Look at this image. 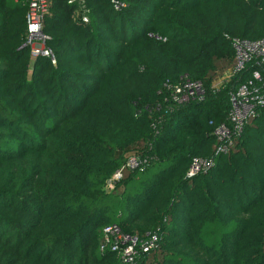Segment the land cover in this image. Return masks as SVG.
<instances>
[{"label": "trees", "instance_id": "16d2710c", "mask_svg": "<svg viewBox=\"0 0 264 264\" xmlns=\"http://www.w3.org/2000/svg\"><path fill=\"white\" fill-rule=\"evenodd\" d=\"M114 1L48 0L52 62L24 45L27 0H0V264H264V104L228 152L213 133L264 73L222 78L231 39L264 36V0ZM184 74L203 100L165 108ZM194 157L214 163L187 176ZM108 224L157 241L126 263L100 249Z\"/></svg>", "mask_w": 264, "mask_h": 264}, {"label": "built area", "instance_id": "2783aa9c", "mask_svg": "<svg viewBox=\"0 0 264 264\" xmlns=\"http://www.w3.org/2000/svg\"><path fill=\"white\" fill-rule=\"evenodd\" d=\"M114 2V8L122 7V3ZM48 0H27L25 13L26 20V39L24 45L30 47L32 57L37 55L50 56L54 62L53 54L45 46L48 37L42 32V19L47 11ZM149 36L156 39L164 38L158 35ZM231 45L234 50V63L231 69L225 72L222 77L229 80L235 75H239L253 60L259 64L264 71V36L249 40L234 37L231 39ZM163 95V105L167 109H172L173 104H184L192 101H201L205 96V89L202 81L192 80L186 74L179 77L178 81L171 83L165 82L159 91ZM264 104V73L260 70H253L250 77L243 80L230 94V108L228 112L229 124H218L213 133L218 141L215 153H226L233 146L234 140L240 135L247 120L256 113L257 105ZM153 110L162 109L161 104L152 107ZM148 112L150 109L145 108ZM145 160L136 156H131L125 163V167L134 170ZM214 158L194 157L187 171V176H193L200 172H205L213 165ZM122 178V168L106 181L105 189H113L115 184ZM102 243L100 249L109 248L117 251L121 259L126 263H131L139 255L140 250H148L153 247L157 241V235L151 234L147 240L140 239L121 231L117 224H108L102 229Z\"/></svg>", "mask_w": 264, "mask_h": 264}, {"label": "rangeland", "instance_id": "374dc122", "mask_svg": "<svg viewBox=\"0 0 264 264\" xmlns=\"http://www.w3.org/2000/svg\"><path fill=\"white\" fill-rule=\"evenodd\" d=\"M115 185H116V184H115ZM114 187H115V186H114ZM114 187H113V188H114ZM110 190H111V189H110ZM110 190H109V191H110Z\"/></svg>", "mask_w": 264, "mask_h": 264}]
</instances>
